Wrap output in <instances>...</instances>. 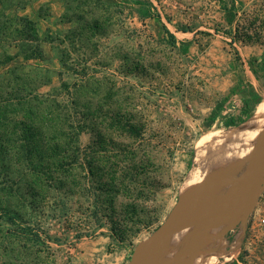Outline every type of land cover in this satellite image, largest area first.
Listing matches in <instances>:
<instances>
[{"label":"rangeland","instance_id":"374dc122","mask_svg":"<svg viewBox=\"0 0 264 264\" xmlns=\"http://www.w3.org/2000/svg\"><path fill=\"white\" fill-rule=\"evenodd\" d=\"M63 1L54 24L0 15V107L52 111L76 151L69 194L51 190L33 211L21 189L11 201L23 222L0 211V264H128L192 188L202 136L245 125L264 99V0ZM261 218L264 191L227 231L179 245L196 224L170 240L161 264H205L222 250L218 264H264Z\"/></svg>","mask_w":264,"mask_h":264},{"label":"trees","instance_id":"16d2710c","mask_svg":"<svg viewBox=\"0 0 264 264\" xmlns=\"http://www.w3.org/2000/svg\"><path fill=\"white\" fill-rule=\"evenodd\" d=\"M34 100L40 102L37 97ZM8 108L0 107V211L9 216L10 222H23L20 210L15 209V202L11 201L13 196L20 197L21 189L27 200L26 207L33 211L51 190L70 193L73 180L69 171L76 151L71 149L69 142L75 135L57 123L59 118L52 111ZM7 132L14 138H4ZM98 172L97 167L88 170L89 175L100 178ZM97 185L100 192H111L107 183L99 180ZM7 186L9 199L1 190Z\"/></svg>","mask_w":264,"mask_h":264},{"label":"water","instance_id":"95a60500","mask_svg":"<svg viewBox=\"0 0 264 264\" xmlns=\"http://www.w3.org/2000/svg\"><path fill=\"white\" fill-rule=\"evenodd\" d=\"M263 191L264 136L242 173L219 174L200 189L181 195L158 228L136 247L128 264H161L164 245L171 233L196 224L210 227L248 216Z\"/></svg>","mask_w":264,"mask_h":264},{"label":"bare ground","instance_id":"6f19581e","mask_svg":"<svg viewBox=\"0 0 264 264\" xmlns=\"http://www.w3.org/2000/svg\"><path fill=\"white\" fill-rule=\"evenodd\" d=\"M263 134L264 99H262V101L257 105L253 116L245 125L225 131L211 130V132L202 136L197 144L192 169L189 171L184 182L185 187L188 189L192 188L184 193L200 189L204 185L205 181L210 176L217 173L220 169H222V171L231 169L232 173H236L235 171L238 170L237 166H239L240 163H235L234 160L236 158L244 159V157L251 156L256 142L261 139ZM224 190H226V188L218 194H222ZM235 219L236 218H232L225 223H217L215 225L226 227L227 231ZM208 229L209 227H203L197 235L191 234L190 236H187V238L179 245H183V243L187 241L188 237L189 239L194 240L198 238V235L203 237V234ZM191 232V227H187L178 232L171 233L168 236L164 247H170V240L171 242H177ZM220 239H217L216 241L219 242ZM206 249L208 250L209 248L206 247ZM222 251L224 254L219 253L210 256L205 264H218L221 259L225 261L229 260L228 252L224 250ZM201 255L202 253H195L194 256ZM182 264L189 263L188 261H184Z\"/></svg>","mask_w":264,"mask_h":264},{"label":"crops","instance_id":"0c3cea01","mask_svg":"<svg viewBox=\"0 0 264 264\" xmlns=\"http://www.w3.org/2000/svg\"><path fill=\"white\" fill-rule=\"evenodd\" d=\"M43 7L47 9L48 13L45 17L41 15ZM1 11L4 12L0 14L2 16L7 17V15L16 14L17 17L30 18L48 25L50 22L54 24V21L59 22L61 20L65 6L63 0H0Z\"/></svg>","mask_w":264,"mask_h":264},{"label":"built area","instance_id":"2783aa9c","mask_svg":"<svg viewBox=\"0 0 264 264\" xmlns=\"http://www.w3.org/2000/svg\"><path fill=\"white\" fill-rule=\"evenodd\" d=\"M258 218H260V217H258ZM260 223L264 225V218L260 219Z\"/></svg>","mask_w":264,"mask_h":264}]
</instances>
